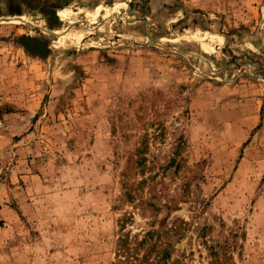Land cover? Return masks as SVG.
I'll use <instances>...</instances> for the list:
<instances>
[{
  "label": "rangeland",
  "instance_id": "1",
  "mask_svg": "<svg viewBox=\"0 0 264 264\" xmlns=\"http://www.w3.org/2000/svg\"><path fill=\"white\" fill-rule=\"evenodd\" d=\"M164 218L175 264H264V0H0V264Z\"/></svg>",
  "mask_w": 264,
  "mask_h": 264
},
{
  "label": "trees",
  "instance_id": "2",
  "mask_svg": "<svg viewBox=\"0 0 264 264\" xmlns=\"http://www.w3.org/2000/svg\"><path fill=\"white\" fill-rule=\"evenodd\" d=\"M136 159H133V166L138 171L143 172L146 168L147 156L145 148H138L136 150ZM129 178V174L125 175ZM147 179H144L146 182ZM143 181L137 184L125 181V196L127 200L133 201L136 197V191L139 190ZM155 205V204H154ZM171 208L169 204H164L163 207ZM156 208V205H155ZM159 208V207H157ZM164 218L159 222L160 227L154 228V222H152V228L144 231L142 236L131 235L130 232L125 233L119 237L118 247L116 250V262L115 264H175L176 261H171L175 252V245L182 236L181 226L178 224H172L168 227ZM123 221V220H122ZM124 222L121 224V229H124ZM209 253L211 256L210 264H220L222 257L227 255L224 252L220 255V251L213 245L209 247ZM224 264V263H221Z\"/></svg>",
  "mask_w": 264,
  "mask_h": 264
},
{
  "label": "water",
  "instance_id": "3",
  "mask_svg": "<svg viewBox=\"0 0 264 264\" xmlns=\"http://www.w3.org/2000/svg\"><path fill=\"white\" fill-rule=\"evenodd\" d=\"M30 45H32L33 48L35 47V46H33V44H30Z\"/></svg>",
  "mask_w": 264,
  "mask_h": 264
}]
</instances>
